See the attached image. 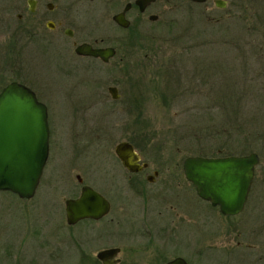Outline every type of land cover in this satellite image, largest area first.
Here are the masks:
<instances>
[{"label":"rangeland","instance_id":"rangeland-1","mask_svg":"<svg viewBox=\"0 0 264 264\" xmlns=\"http://www.w3.org/2000/svg\"><path fill=\"white\" fill-rule=\"evenodd\" d=\"M223 1L158 0V20L136 18L131 52L105 64L79 60L73 67L70 54L62 58L40 43L20 56L21 76L48 105L55 145L33 198L0 191V264H95L101 246L88 245L90 230L66 224L68 194H60L78 173L109 187L114 204L124 202L127 172L113 148L125 139L150 164L146 173L159 170L149 188H167V198L196 210L195 226H180L165 250L189 255L191 248L195 264H264V203L260 212L223 216L195 195L181 167L191 155L250 150L264 166V0ZM14 65L0 49V88L15 77ZM108 86L117 87L118 99ZM92 128L107 146L97 160L81 143ZM132 200L128 210L137 212ZM129 227L122 218L117 228ZM121 247L119 264H147L144 252Z\"/></svg>","mask_w":264,"mask_h":264},{"label":"flooded vegetation","instance_id":"flooded-vegetation-1","mask_svg":"<svg viewBox=\"0 0 264 264\" xmlns=\"http://www.w3.org/2000/svg\"><path fill=\"white\" fill-rule=\"evenodd\" d=\"M157 2L158 0L150 2L142 11L136 4V0H6L0 6V45L2 46L0 49L7 58L15 59L13 68L15 72L11 70L15 77L3 84L1 88L11 81L22 83L32 89L37 99L46 105L49 125V153L45 166L51 157L52 146L55 145L51 116H49L47 103L39 98L35 86L30 80L24 78L23 75L21 76L25 66L20 56L34 43H40L43 45L42 50H56L63 55L62 58H66L65 56L70 54L74 60L70 64L73 67L79 60H90L94 64L108 63L120 51L122 53L131 52L130 48L132 49L133 44L130 42L135 33L136 18L143 19L146 17L150 21L158 20L159 15L152 11L155 6H158L156 5ZM117 17H121V23L118 22ZM82 44H87L93 49L112 47L115 49V55L105 62L100 57L78 53L76 48ZM6 69L7 64L5 71ZM94 129L92 128V131L84 139H81V143L86 149L92 148L94 150L92 158L97 160L99 156L102 158L103 150L104 148L107 149V146L102 148L100 136ZM77 141L76 138L71 139V144H77ZM121 141H127L133 145L134 151L139 157L138 164L141 166L143 163L147 164L146 167L136 172L128 170L115 154L114 149L118 142L114 145V155L127 172L122 184L123 190L120 192L125 199L124 202L118 200L114 204L109 191H107L109 187L103 190L92 182H85L83 177L76 173L75 184H70L60 194H68L64 198V212H62L66 224L72 228L71 230L74 227H84L90 230L86 233L88 245L95 242L101 246L96 253L95 264H119L121 259L118 254L122 245L129 246L131 251L137 250V252L141 251L147 254V264H165L175 258H182L188 264H195L191 258L193 255L191 248H189L188 255L186 252L177 250L170 253L165 250V246L172 243L169 240L173 241L175 232L180 226H184L187 230L190 226L191 228L195 226L197 223L196 210L194 211L193 207L189 208L187 205L167 198V188H149V185L152 186L158 181L159 170L152 169L151 172L146 173L145 170L150 164L142 160L141 154L130 140ZM251 152L258 155L259 161L254 166L252 181L240 212L234 215H224L219 211L218 206L210 204L218 209L223 216H236L262 210L264 203V166H259L260 154L250 150L240 155ZM117 165L119 166V164ZM41 182L42 176L31 198L35 196ZM187 182L195 191L192 183L188 180ZM84 186H88L100 194L108 202V209L97 218L84 217L69 223L67 221L66 201L79 198ZM131 191L135 194L133 195ZM195 195L198 197L196 191ZM135 196L141 199V205L136 204ZM129 198L133 199L130 205L135 207L137 212L128 210ZM122 218L127 219V223L131 224V227L117 228ZM166 236L168 242L165 241ZM79 239L76 238V241ZM192 246L191 244L190 247ZM107 249H115L116 252L112 256L99 258L98 253ZM86 261L91 262L88 259Z\"/></svg>","mask_w":264,"mask_h":264},{"label":"water","instance_id":"water-1","mask_svg":"<svg viewBox=\"0 0 264 264\" xmlns=\"http://www.w3.org/2000/svg\"><path fill=\"white\" fill-rule=\"evenodd\" d=\"M154 0H136L142 11ZM204 3L206 0H191ZM217 7H224L223 0H214ZM118 22L121 17L116 18ZM78 53L100 57L107 62L115 49H93L87 44L76 48ZM113 99H118L115 86L107 88ZM115 154L130 171L146 167L138 164L139 157L127 141L115 146ZM49 153V125L46 105L37 99L28 86L11 81L0 90V191H10L19 198L29 199L42 176ZM258 155L202 156L191 155L183 160L184 177L192 183L199 198L218 206L224 215L240 212L246 200ZM108 209V202L96 191L84 186L79 198L66 201L67 221L79 218H97ZM115 249L102 250L99 258L112 256ZM165 264H188L175 258Z\"/></svg>","mask_w":264,"mask_h":264}]
</instances>
